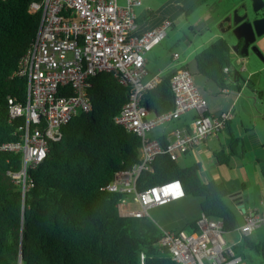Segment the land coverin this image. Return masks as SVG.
<instances>
[{"label": "trees", "instance_id": "obj_1", "mask_svg": "<svg viewBox=\"0 0 264 264\" xmlns=\"http://www.w3.org/2000/svg\"><path fill=\"white\" fill-rule=\"evenodd\" d=\"M33 1L0 0V144L21 140L23 133L25 118L12 117L9 98L24 101L27 96V76L18 70L40 22L41 13L30 10ZM207 1L168 0L148 14H168L174 19ZM194 63L195 72L222 87L230 85L231 71L225 66L233 62L225 37L198 52ZM184 66L194 72L193 65ZM171 76L164 75L144 92L143 102L149 110L160 113L174 106ZM89 81L92 109L66 123L61 139L49 143L44 160L29 166L25 191L11 174L22 167V153L0 149V264H19L21 257L23 264H141V252L146 254L145 264H177L159 243L162 232L149 216L120 213L118 204L130 192L107 188L117 171L132 170L140 162L142 136L115 121L130 97L131 86L106 70ZM238 141L232 136L230 153L236 151L233 144ZM229 155L223 148L215 151L219 163H227ZM199 169V163L183 166L169 152H161L141 171L137 189L179 178L185 196L201 198L200 215L172 230L196 229L205 214L222 219L227 233L233 231L239 214L229 198L237 186L220 178L203 180ZM241 241L235 245L238 252L249 246L264 260V239L255 242L245 236Z\"/></svg>", "mask_w": 264, "mask_h": 264}, {"label": "built area", "instance_id": "obj_2", "mask_svg": "<svg viewBox=\"0 0 264 264\" xmlns=\"http://www.w3.org/2000/svg\"><path fill=\"white\" fill-rule=\"evenodd\" d=\"M142 0H36L31 11L41 13L34 40L20 61L18 74L26 75L24 101L9 98L12 117L24 116L21 140L0 144L1 150L20 151L22 167L11 172L25 191L29 185L28 169L44 160L49 143L61 139L63 126L79 112L93 107L88 94L90 78L98 71H113L131 86L129 99L115 116V121L142 136L140 163L132 170H120L108 189L135 193L139 208L124 202L119 211L124 216H145L153 205L165 204L185 196L179 178L139 191L140 172L161 152L174 157L194 149L210 136H218L232 113H208V101L198 87L193 72L185 66L171 77L174 106L153 114L143 102L144 92L161 80L159 74L144 80L148 70L145 53L159 44L173 26L166 18L160 25L137 34L136 6ZM174 58H179L175 52ZM227 71L229 67L225 68ZM189 110L195 115L178 126L167 140L149 138L148 132L161 124L180 118ZM173 186H178L173 192ZM198 228L172 230L162 228L159 243L166 246L177 264H246L224 230L223 220L202 214ZM264 225V210H251L234 230L239 241ZM146 254L141 252V264ZM19 264L23 259L19 258Z\"/></svg>", "mask_w": 264, "mask_h": 264}, {"label": "crops", "instance_id": "obj_3", "mask_svg": "<svg viewBox=\"0 0 264 264\" xmlns=\"http://www.w3.org/2000/svg\"><path fill=\"white\" fill-rule=\"evenodd\" d=\"M184 13L185 12L179 13L173 19L168 14L154 13L153 15H149L148 11L145 12V10H142L137 13V29L135 33L142 34L148 29L160 25L166 18L172 19L174 22L173 25H175L179 16ZM218 37L224 36L219 33H214L211 37H209L211 40L210 43ZM233 44L235 43H232V45L230 43L232 62L233 58H236L237 62H241L243 65L241 68H239V72L237 74L235 73L237 67L234 66V63L231 66H225V68L229 67V70L231 71V80H229L230 85L222 87L206 75L197 71L195 72L196 65L194 63V58L190 62L181 60L178 63H163L157 67H154V69H151L149 67L150 58L148 57V54L152 52L156 45L145 53L147 58L146 67L148 72L145 75L144 80H148L156 74H159L160 76L161 71H163L165 68H168V73H172L173 75L174 71L180 66H184L187 63L191 64L193 65L192 68L194 69V72L190 68L189 69L193 72L195 81L202 94L207 98L208 113L221 114L223 111L228 110L232 113V117L228 122L229 127L227 124V126L219 133L218 136L208 137L204 142L197 145L194 149L185 153H179L176 158L178 159L180 156H182L183 161L184 159L186 160L187 163L184 161V163L181 164L183 166L199 163V174L203 180L220 178L231 185L233 184L237 186L234 193L230 195L229 201L238 211L240 224L244 221L245 214L248 211L264 210V177L262 174V169L264 168V63L261 64L256 60L251 62V60L246 57L248 54L245 55L238 52V50L233 49ZM247 59L248 63L251 64L250 69H248L245 64ZM160 77L162 79L164 75ZM151 112L153 114L156 113L152 110ZM187 113L188 112L184 113L176 120L161 124V126L158 125L160 129L157 131H154V129H156L155 127L152 128L148 132L149 138H159L162 141L167 140L175 128L187 123L192 118ZM191 114V116L195 115L194 112ZM232 136L238 137L239 141L238 143L233 144L236 151L230 153L232 149ZM221 148H223L226 153L230 154L229 161L227 163H219L216 159L215 151ZM130 195L133 201L139 204V202L135 199V193L130 192ZM187 200H190V198L188 196H184L182 198L173 200L172 202ZM122 202L130 207L127 198L123 199L121 202H119V204ZM241 203L244 204L243 207L239 206ZM152 207H154V205ZM145 216H150V210L149 215ZM163 228L171 229L170 227ZM247 236L255 242L263 240L264 225L255 228ZM227 237L230 241L242 243V241H239V234L236 230L228 232ZM246 248L252 249L251 247L246 246L240 249L239 253L244 258L245 263L249 264L245 254Z\"/></svg>", "mask_w": 264, "mask_h": 264}, {"label": "rangeland", "instance_id": "obj_4", "mask_svg": "<svg viewBox=\"0 0 264 264\" xmlns=\"http://www.w3.org/2000/svg\"><path fill=\"white\" fill-rule=\"evenodd\" d=\"M168 0H142V3L136 6V12L139 13L142 10L147 12L148 10L160 9ZM190 2L191 0H183ZM248 14L249 18H253L257 13L262 14V10L257 12L254 9L253 0H208L206 3L200 5L190 14H182L177 19V23L172 26L167 36L157 44L152 52L148 54L150 58L149 67L154 69L163 63H178L181 60L192 61L195 54L208 47L210 39L214 33L223 35L232 45L238 41L237 35L233 28H228L230 24L228 17H234L235 14ZM255 44L264 53V33L257 35ZM234 45V44H233ZM178 51L180 53L179 58H173V53ZM160 56V57H159ZM253 62V60L259 63H264V60L257 54L256 50L251 48L249 54L246 56ZM234 66L237 69L241 68L243 64L237 62L236 58H233ZM248 69L251 68V64L248 63V59L245 62ZM168 73V68L161 71L160 76ZM192 112L196 113V110H189L187 114L190 117ZM188 116V117H189ZM161 126V125H160ZM154 131L160 129L155 127ZM150 134V133H149ZM180 164H183V157L178 158ZM187 163V162H186ZM187 201H174L163 205L156 204L150 208V219L157 226V231H160L163 227L183 226L187 221L194 219L200 213L199 202L200 197L191 196ZM127 201L131 208L139 207V204L134 202L129 194ZM246 259L249 264H264L262 256L254 249L246 248Z\"/></svg>", "mask_w": 264, "mask_h": 264}, {"label": "water", "instance_id": "obj_5", "mask_svg": "<svg viewBox=\"0 0 264 264\" xmlns=\"http://www.w3.org/2000/svg\"><path fill=\"white\" fill-rule=\"evenodd\" d=\"M254 9L259 12L264 8V0H253ZM230 24L227 26L228 28H233L235 34L237 35L238 41L232 46L233 49L239 50V43L242 41L240 46V52L242 54H249L250 49L253 48L256 50L257 54L264 60V53L259 48L257 44H255V40L257 35H261L264 33V14H259L253 18H249L248 14H235L234 17H228ZM239 69L236 68L235 73L237 74ZM239 206H244L243 203L239 204ZM22 258V257H21Z\"/></svg>", "mask_w": 264, "mask_h": 264}, {"label": "snow or ice", "instance_id": "obj_6", "mask_svg": "<svg viewBox=\"0 0 264 264\" xmlns=\"http://www.w3.org/2000/svg\"><path fill=\"white\" fill-rule=\"evenodd\" d=\"M177 188H178V186H173L172 189H170V190L173 191V192H176Z\"/></svg>", "mask_w": 264, "mask_h": 264}]
</instances>
